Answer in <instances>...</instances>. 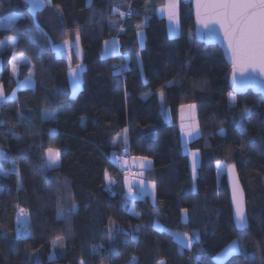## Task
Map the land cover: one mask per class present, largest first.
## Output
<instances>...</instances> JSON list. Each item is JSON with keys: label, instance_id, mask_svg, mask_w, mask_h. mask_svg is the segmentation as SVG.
<instances>
[{"label": "trees", "instance_id": "1", "mask_svg": "<svg viewBox=\"0 0 264 264\" xmlns=\"http://www.w3.org/2000/svg\"><path fill=\"white\" fill-rule=\"evenodd\" d=\"M163 1L51 0L30 13L25 0H0V18L17 15L0 29V43L13 41L0 46V264H264V99L230 91L220 49L194 39L189 0H178L179 35L169 37L156 14ZM77 35L83 70L71 97L66 60L53 46ZM108 40L116 54L102 57ZM30 69L33 88L10 98ZM181 105L196 109L199 134L187 143L198 155L194 177ZM45 110L53 114L43 118ZM50 148L59 163L45 169ZM123 150L151 163L143 175L154 201L136 198L133 213L110 159ZM216 163L235 167L242 231ZM173 232L187 234L188 246ZM233 240L238 251L216 263Z\"/></svg>", "mask_w": 264, "mask_h": 264}, {"label": "rangeland", "instance_id": "2", "mask_svg": "<svg viewBox=\"0 0 264 264\" xmlns=\"http://www.w3.org/2000/svg\"><path fill=\"white\" fill-rule=\"evenodd\" d=\"M28 4V10L30 13H34L36 10L42 8L44 5L49 4L47 0H31L29 3V0H25ZM172 14L174 16V20L169 19V14ZM156 14L159 17L164 18L165 21V26H166V33L169 37H176L179 35V19H178V0H164L163 4L159 6L156 10ZM17 18L16 14H7L3 17L0 18V29L7 28L9 27L12 22ZM145 25V21L142 22L138 26L137 30V42L141 46L142 41H143V31L142 27ZM69 41L68 45H65L64 42H61L57 45L53 46V50L58 57H62L66 60V74H67V79H68V85H69V92L70 96L73 97L77 93L78 89L81 86V79H82V70H83V64L81 62V49L78 44L77 37H75L73 40H67ZM70 50L73 51L75 55V61L74 63H71V58H70ZM112 54H116V43L113 40H108V41H103L101 45V50H100V56L102 57H107L111 56ZM19 59L22 60V63H24V59L22 56L18 55ZM13 61H18V58L13 57ZM33 79L31 76V69L29 70V74L22 79L18 85L16 86V89L14 92L10 95V98H13L15 96V91L19 89H24V88H33ZM2 99V97H0ZM158 100H159V107H160V115L161 117L165 120H169V113L167 109L165 108L163 104V98L161 93L158 95ZM194 105H181L178 110H177V123L181 132V147L183 152L188 154L189 158V165L191 169V175L194 177L195 176V169L193 167V158L192 155L193 151H189L187 148V143L193 139H196L198 137L199 131H198V124L196 120V109L193 107ZM53 114L51 111H43L42 117L43 118H48ZM221 133V132H219ZM48 150V149H47ZM47 150L44 152L43 158H44V164L46 161V154ZM126 154L124 151H121L119 154H114L117 159V162L114 161L119 168V171H121L124 167L127 165H124L121 167L119 165L120 161L118 159H124L126 157ZM196 156V155H195ZM133 159L130 157V160ZM147 160V159H146ZM58 166V165H57ZM55 166V167H57ZM131 166V165H130ZM54 167V168H55ZM132 167V166H131ZM52 168V167H50ZM49 168V169H50ZM135 171L133 176L131 177V183L135 185L137 188V191L135 187L131 186V188H134L135 192L137 193H131L129 192V180L124 179L123 182V187H124V196L125 199L127 200V208L128 211L133 213L132 209V202L136 198L142 197L144 199L145 195L147 194L149 197V201L153 202L154 201V187L151 182L146 181L145 179H140L139 177L135 176L136 170L134 167H132ZM215 169V177L216 180H218L224 173L225 166L222 163H216L214 165ZM0 172L3 173V171L0 169ZM145 172V171H144ZM140 173V172H139ZM142 173V172H141ZM135 176V177H134ZM144 178V176H143ZM142 194V195H141ZM182 218L183 220L185 219V214L182 212ZM174 238L177 239L180 243L183 245L189 244V240L186 238L184 235H179V234H174ZM238 251V244L236 240L231 241L224 249H222L220 252H218L216 255H214L213 260L216 263H220L223 259H225L227 256H229L232 253H235ZM226 256V257H225ZM49 259H53V254L49 256ZM158 264H163L162 262H158Z\"/></svg>", "mask_w": 264, "mask_h": 264}, {"label": "snow or ice", "instance_id": "3", "mask_svg": "<svg viewBox=\"0 0 264 264\" xmlns=\"http://www.w3.org/2000/svg\"><path fill=\"white\" fill-rule=\"evenodd\" d=\"M47 2L50 3L51 0ZM195 3L197 23L209 33H215L216 26L222 32L232 54L233 71L235 72L239 66L242 71L250 68L252 72L258 70L264 75V0H195ZM121 15L123 16L124 13ZM169 19L174 20L171 13ZM64 44L68 45L69 41L65 40ZM2 96L3 92L0 90V97ZM58 163L59 151L48 149L45 169L54 168ZM231 170L229 166L230 174ZM233 202L238 226L243 228L246 224V216L243 192L238 185L233 187Z\"/></svg>", "mask_w": 264, "mask_h": 264}, {"label": "water", "instance_id": "4", "mask_svg": "<svg viewBox=\"0 0 264 264\" xmlns=\"http://www.w3.org/2000/svg\"><path fill=\"white\" fill-rule=\"evenodd\" d=\"M189 3H190V10H191V15L193 19L194 39L197 42L202 43L206 46H216L217 48L220 49L223 60L229 68L227 82L230 87V91L236 96L242 95L246 92H250L254 95H259L264 99V75L260 74L258 70L256 72H252L250 68L246 71H242L239 66L234 72L232 54L230 50L228 49L227 43L225 42L223 38L222 32L219 31V27L216 26L217 31L215 33H209L206 29L203 28L201 24L197 23L195 0H189ZM229 166H231L232 168L231 174L229 172ZM223 176H224L225 183L227 186L229 203H230L232 220H233L234 226L238 231H242L246 227V224L243 228H240L238 226L236 215H235V212H236L235 204L233 202V187L234 185H238L239 189L242 190V192H243V189L239 182L238 175L236 173L234 165L231 164V165L225 166ZM243 199H244V211H245L244 192H243Z\"/></svg>", "mask_w": 264, "mask_h": 264}, {"label": "crops", "instance_id": "5", "mask_svg": "<svg viewBox=\"0 0 264 264\" xmlns=\"http://www.w3.org/2000/svg\"><path fill=\"white\" fill-rule=\"evenodd\" d=\"M12 44H13V41H12V39H8V40H4V41H2L1 43H0V46H2V49L4 50L5 48L6 49H11V47H12ZM13 57H15V58H18V63H22V60L21 59H19V57H18V55H16V54H13L12 55V58ZM2 101V99H0V102ZM125 153H127L126 152V150H123ZM188 155V154H187ZM196 155V156H195ZM116 157L114 156V154L113 153H111L110 154V159L112 160V162L114 163V164H116L114 161H116L117 162V159H115ZM131 158H133V159H129L128 161H125L124 159H118V161H120V163H119V165L121 166V167H123L124 165H126V164H129V165H131L132 167H134L135 168V170H136V174H135V176H137V177H139L140 179H143L144 180V178H143V174H144V171H146V170H149L150 168H151V163H150V161L149 160H146V159H143V158H139V157H131ZM192 158H193V167L194 168H196L197 167V164H198V155H197V153H193V155H192ZM188 160H189V158H188ZM190 171H191V169H190ZM140 172V173H139ZM142 172V173H141ZM134 176V177H135ZM126 180H128V179H126ZM131 180L132 179H130L129 180V186H128V188L129 187H131V186H133V187H135V185H133L132 183H131ZM123 182H124V178H123ZM135 189H136V191H137V188L135 187ZM137 194H138V192H136ZM142 195V194H141ZM142 196H145V197H147L148 198V200H149V197H148V195L147 194H145V195H142ZM174 234H179V235H181L180 233H174ZM182 235H184V234H182ZM174 236V235H173ZM184 236H186V235H184ZM186 238H187V236H186ZM175 239V238H174ZM179 244H181V245H183L182 243H180L177 239H175ZM186 246H188V244H186ZM226 257V256H225Z\"/></svg>", "mask_w": 264, "mask_h": 264}, {"label": "built area", "instance_id": "6", "mask_svg": "<svg viewBox=\"0 0 264 264\" xmlns=\"http://www.w3.org/2000/svg\"><path fill=\"white\" fill-rule=\"evenodd\" d=\"M120 70H122V69L120 68ZM129 159H130V157L128 156V154H126L125 161H128ZM126 165H127V166L124 167V168L120 171L121 176H122V178H124V179H126V178L131 179V177L133 176V174L135 173V171H134V169H133L129 164H126ZM129 192H131V193H136L135 190H134V188H131V187L129 188ZM139 199H140V200H143L142 197H139Z\"/></svg>", "mask_w": 264, "mask_h": 264}]
</instances>
